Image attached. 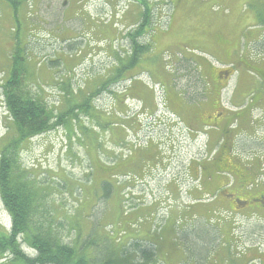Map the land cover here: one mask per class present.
<instances>
[{
    "label": "rangeland",
    "instance_id": "1",
    "mask_svg": "<svg viewBox=\"0 0 264 264\" xmlns=\"http://www.w3.org/2000/svg\"><path fill=\"white\" fill-rule=\"evenodd\" d=\"M16 1L12 5L0 0V85L19 48L30 70L31 93L57 111L82 103L120 65L118 58L131 53L126 34L136 27L144 2ZM148 5L152 31L141 40L152 47L126 70L133 78L117 82L114 93L92 95L89 114L79 112L76 120L32 138L22 151L23 166L50 190L47 206L55 222L62 223L57 229L65 243H73L79 233L84 239L92 230L96 238H110L137 262L142 257L135 254L129 236L138 235L142 227L150 228L155 238V264H264V202L255 203L260 208L249 209L245 217L212 211L207 221L204 211L215 207L209 204L208 191H203L202 203L197 202V187L213 170L199 169L204 176L200 181L196 174L199 159L222 148L218 154L224 159L234 156L255 166L258 191L264 192V0H149ZM233 65L234 74L214 98L227 110L237 106V111L228 113L229 128L219 132L226 143L207 145V129L201 130L204 138L189 135L194 133L187 126L190 105L207 99L208 77ZM186 82L191 96L182 93ZM183 97L189 107L180 105ZM4 99L0 87V141L11 120ZM201 112L223 118L221 110L208 107ZM168 180L176 192L171 183L168 190L163 187ZM168 193L174 201L182 198L163 213L159 208ZM181 212L199 216L200 228L210 225L212 243L203 244L205 238L202 243L208 247L198 249L193 242L201 229L190 233L191 238L178 233L179 228L191 229L184 219H176ZM74 220L79 230L73 229ZM10 221L0 199V229H8ZM157 225H165L161 235ZM118 254L115 250L112 258L119 259ZM95 255L105 254L96 250ZM3 258L0 264L7 263Z\"/></svg>",
    "mask_w": 264,
    "mask_h": 264
},
{
    "label": "trees",
    "instance_id": "2",
    "mask_svg": "<svg viewBox=\"0 0 264 264\" xmlns=\"http://www.w3.org/2000/svg\"><path fill=\"white\" fill-rule=\"evenodd\" d=\"M7 1L13 5L16 0ZM148 1L144 0L142 3V13L135 24L136 27L126 34V37L131 41V53L128 54V58L119 57L120 65L113 69L112 75L110 74L93 94H88L82 103H76V105L74 104L68 109L66 107L64 111H57V109L50 107L42 98L31 93L27 84L30 74L29 67L24 63V56L22 54L23 58L21 57L19 48L13 52L12 61H9L7 65L8 70H10L6 72L0 85L11 119L8 123V131L0 141V199L11 219L8 229L3 227V229H0V256L4 257L3 259L7 261L6 264H155L157 262L155 261L156 249L154 247L156 242L155 238H152V230L150 228L145 230L140 227L137 231L138 235L129 236L137 249V251H134L135 254L142 257V260L137 257V262L132 259L131 255H125L121 247H114V242L110 238L99 233L98 235L102 236L103 239L96 238L92 230L84 239L80 240L79 233L78 239L73 243H65L57 229L62 223L55 222L53 214L49 212L47 206L46 200L50 190L35 177L33 172L23 166L21 159L25 144L32 138L48 133L59 125L66 124L71 118L76 120L79 112L89 114L93 106L92 95H101L110 91L114 93L112 88L117 82L133 78V75H125L126 70L134 68L138 64L142 53L152 47L151 43L141 40L146 35L150 36L152 31L149 27H151L153 22V10L148 5ZM16 2L19 3L18 1ZM145 27L149 30V33L145 31ZM64 89L70 95L69 89L66 87ZM70 101L71 99L68 100L69 104L71 103ZM199 167L205 171L206 164H199ZM193 177L195 176L193 175ZM103 183L107 185L106 182ZM199 188L201 196H199L197 202L202 203L203 198L205 199L204 193L208 191V188H205L204 184H199ZM203 191L205 192L203 193ZM208 194L213 197L212 193ZM180 198L182 197L180 196ZM180 198L177 197L175 201L173 200V206L178 204ZM163 204L165 207L168 206L167 203ZM188 204L190 206V203ZM209 204L215 208H208V213L209 211H220L218 205L212 203V200H210ZM189 214L177 215V220L178 218L182 219V221L184 219L187 229L191 228L190 230H185L184 227L179 228L178 233L191 238L192 233L197 229H201L202 235L194 237L193 242L197 243L199 249L208 247V244L212 243L213 238L208 229L210 225L205 223L206 228L203 225L200 228L198 226L200 223L198 220L199 216L194 214L191 217ZM204 216L200 215V218ZM206 218L211 217L207 215ZM73 226L75 227L73 228L74 230H79L81 225L74 220ZM157 226L161 228L160 225ZM131 227L135 228L136 226L133 223ZM155 227L154 225V230H156ZM164 227L165 225L159 229V234ZM142 229L145 230V233L144 235H139ZM160 235L157 238H160ZM204 238L206 239L205 243H203ZM201 240L202 242H200ZM103 242L105 243L103 244ZM202 243H207L208 246ZM102 244L107 245L106 250L109 251L108 253L100 247ZM24 245L30 252L23 249L25 248L23 247ZM92 249L93 251L91 252ZM96 250L105 255L102 258L96 257ZM115 250L120 253V255L118 254L119 259L112 258ZM130 253L132 254L133 251L131 250ZM198 259L203 260L199 256Z\"/></svg>",
    "mask_w": 264,
    "mask_h": 264
},
{
    "label": "flooded vegetation",
    "instance_id": "3",
    "mask_svg": "<svg viewBox=\"0 0 264 264\" xmlns=\"http://www.w3.org/2000/svg\"><path fill=\"white\" fill-rule=\"evenodd\" d=\"M184 69L189 73L190 70L188 68ZM227 72V68L221 69L216 71L215 76L208 77V82H206L210 84V92H208L209 94L207 93V99L200 98V103L202 102L201 105H190L192 112H189V126L194 130L208 129V134L210 132L209 142H212V140L217 141L220 136L219 132L229 128L225 125V123H227L226 117L229 115V111L226 112L227 110L222 105L221 100L219 101L214 98L220 96L223 84L230 78V76L227 77ZM187 73L182 76L185 80L188 77ZM176 77L177 79H175V81H179L180 77ZM202 80V78L198 79L199 82H202ZM188 85L189 83L186 82V86L183 87L184 90H182V93L183 95L191 96L192 92H189ZM202 93H205V91L203 90ZM185 101L180 102V105H184ZM173 105L179 106L176 102H174ZM185 105L189 107L188 103H185ZM208 107L212 111L221 110L220 114L223 118L215 120L216 117L211 119L213 114L204 115L201 111L203 108L208 109ZM220 138V141L218 140L219 142L217 141L216 143L219 144L223 142L222 145H224L227 140L226 137L220 136ZM220 150H222V148H219V150L215 149L214 154L208 157L209 160L204 163L207 169L211 168L213 170L211 175L208 174L205 177L203 176L206 178L203 182L204 187L208 188L209 193H212V203H216L220 208L218 212H228L234 217L237 215L245 217L249 209L253 210L255 208H260L259 206H254L255 203L264 202V192L261 190L258 191L260 184L255 178V166H253L252 163L241 161L234 156L224 159L222 157L223 155L218 154ZM216 157L220 158L217 159ZM209 219L210 218H207V221H209Z\"/></svg>",
    "mask_w": 264,
    "mask_h": 264
},
{
    "label": "crops",
    "instance_id": "4",
    "mask_svg": "<svg viewBox=\"0 0 264 264\" xmlns=\"http://www.w3.org/2000/svg\"><path fill=\"white\" fill-rule=\"evenodd\" d=\"M236 66V65H235ZM234 65L233 66H231V67H235ZM223 67V66H222ZM232 69V68H231ZM233 74H234V71H233ZM180 102H184V100H183V98L181 99V101ZM222 103V102H221ZM226 109V108H225ZM227 110V109H226ZM227 111H229V113H232V112H236L237 111V106H235L234 108H233V110H227ZM209 135H210V132H209ZM204 138V137H203ZM220 136H219V138L217 139V141L219 140L220 141ZM211 141V140H210ZM217 141H215V140H212V144H214V146L217 144L216 142ZM218 141V142H219ZM210 143V142H209ZM170 188H172L173 190H174V192H176V186H174V183H171V187ZM191 210V209H190ZM204 213H206L207 215H210L211 214V211H209V213H208V209L207 210H205L204 211Z\"/></svg>",
    "mask_w": 264,
    "mask_h": 264
},
{
    "label": "bare ground",
    "instance_id": "5",
    "mask_svg": "<svg viewBox=\"0 0 264 264\" xmlns=\"http://www.w3.org/2000/svg\"><path fill=\"white\" fill-rule=\"evenodd\" d=\"M150 43V42H149ZM128 55V54H127ZM127 57V56H126ZM131 57V56H130ZM128 58V57H127ZM127 60V59H126ZM10 70V69H9ZM9 70H8V72H9ZM11 73V72H10ZM71 102V101H70ZM76 105V104H75ZM145 191V190H144ZM199 249V248H198ZM196 256V255H195ZM153 259V258H152Z\"/></svg>",
    "mask_w": 264,
    "mask_h": 264
}]
</instances>
